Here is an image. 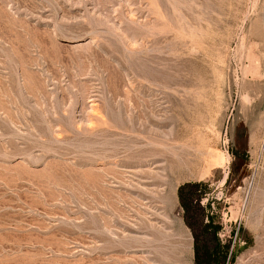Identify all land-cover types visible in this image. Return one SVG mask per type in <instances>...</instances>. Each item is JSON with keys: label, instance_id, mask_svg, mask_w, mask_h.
<instances>
[{"label": "rangeland", "instance_id": "obj_1", "mask_svg": "<svg viewBox=\"0 0 264 264\" xmlns=\"http://www.w3.org/2000/svg\"><path fill=\"white\" fill-rule=\"evenodd\" d=\"M0 264H264V0H0Z\"/></svg>", "mask_w": 264, "mask_h": 264}]
</instances>
